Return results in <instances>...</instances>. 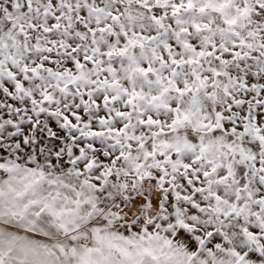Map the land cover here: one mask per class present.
<instances>
[{"label":"snow or ice","instance_id":"obj_1","mask_svg":"<svg viewBox=\"0 0 264 264\" xmlns=\"http://www.w3.org/2000/svg\"><path fill=\"white\" fill-rule=\"evenodd\" d=\"M0 264H264V0H0Z\"/></svg>","mask_w":264,"mask_h":264}]
</instances>
